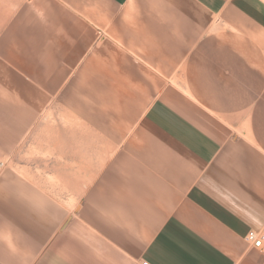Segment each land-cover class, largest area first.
I'll return each mask as SVG.
<instances>
[{
	"label": "crops",
	"instance_id": "0c3cea01",
	"mask_svg": "<svg viewBox=\"0 0 264 264\" xmlns=\"http://www.w3.org/2000/svg\"><path fill=\"white\" fill-rule=\"evenodd\" d=\"M4 71L92 152L2 172L0 264H264V0H0Z\"/></svg>",
	"mask_w": 264,
	"mask_h": 264
},
{
	"label": "rangeland",
	"instance_id": "374dc122",
	"mask_svg": "<svg viewBox=\"0 0 264 264\" xmlns=\"http://www.w3.org/2000/svg\"><path fill=\"white\" fill-rule=\"evenodd\" d=\"M3 22L4 17L1 24ZM84 81L90 82L82 80L81 84ZM57 82L15 80L8 76L7 71L2 72L0 175L4 170L14 168L17 172L20 171L18 173L39 181L42 179L41 169L51 167L53 162L52 159L47 158L48 155L79 151L87 157V153L92 152V127L64 126L72 122L60 109L62 107L58 102H62V97L59 96L57 99L55 89ZM72 91L92 93V90L84 89L83 86ZM77 97L81 99L80 95ZM87 97V95L82 96V98ZM40 108L46 110L40 111ZM81 114L86 118L89 117V112ZM73 137L78 141L77 143L72 142Z\"/></svg>",
	"mask_w": 264,
	"mask_h": 264
},
{
	"label": "built area",
	"instance_id": "2783aa9c",
	"mask_svg": "<svg viewBox=\"0 0 264 264\" xmlns=\"http://www.w3.org/2000/svg\"><path fill=\"white\" fill-rule=\"evenodd\" d=\"M246 241L253 245V247L262 249L264 247V232L250 231L246 237ZM142 264H150L149 262H144Z\"/></svg>",
	"mask_w": 264,
	"mask_h": 264
}]
</instances>
